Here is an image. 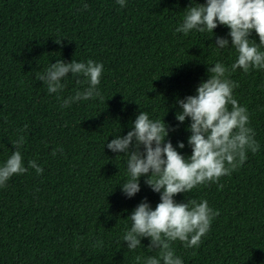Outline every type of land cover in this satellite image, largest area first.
Listing matches in <instances>:
<instances>
[{
  "label": "trees",
  "instance_id": "trees-1",
  "mask_svg": "<svg viewBox=\"0 0 264 264\" xmlns=\"http://www.w3.org/2000/svg\"><path fill=\"white\" fill-rule=\"evenodd\" d=\"M190 3L126 0L121 8L117 0H0V165L23 136L24 166L34 160L43 168L41 175L28 168L0 187V264H137V256L143 264L158 255L149 239L130 251L122 237L133 209L144 198L154 209L160 194L141 177L139 193L127 198L121 185L129 178L128 156L107 143L126 135L143 111L175 128L168 139L174 147L183 142L177 151L191 155L190 120L175 119L177 101L196 94L208 67L230 66L238 53L214 43L216 36L230 41L226 26L175 32ZM250 38L258 42L254 31ZM89 59L104 65L95 99L61 107L88 87L85 78L68 74L63 91L53 94L36 78L57 60ZM229 78L239 85L233 96L248 109L260 148L230 176L174 197L207 200L219 212L198 248L172 244L183 264H264V69H237Z\"/></svg>",
  "mask_w": 264,
  "mask_h": 264
},
{
  "label": "clouds",
  "instance_id": "clouds-1",
  "mask_svg": "<svg viewBox=\"0 0 264 264\" xmlns=\"http://www.w3.org/2000/svg\"><path fill=\"white\" fill-rule=\"evenodd\" d=\"M117 3L121 8L126 6V0H117ZM84 8L87 9L86 4ZM185 9L183 22L175 32L185 36L193 30L214 33L218 26H226L230 41L216 36L214 43L218 49L235 48L238 57L230 66L216 62L208 67V78L200 82L196 94L177 101L181 111L176 113L175 119L180 124L190 120L187 128L190 156L177 151V147H185L183 142L174 147L168 139L169 132L175 128L164 120L150 119L143 111L139 112L126 135H117L107 143L112 152L128 156L129 178L121 185L127 198L139 193L141 177H146L145 184L160 194V202L154 209L147 198L133 209L128 217L131 226L122 237L130 251L140 247L143 238L149 239V250H158V255L148 256L143 264H183L172 244L179 241L185 248H198L219 212L212 209L207 200L177 202L174 197L230 176L246 162L249 151L255 154L260 148L254 129L248 126V109L233 96L239 85L229 76L237 69H242L245 74L251 69H264V51L261 50L264 48V0H205V3L196 4L191 0ZM253 31L258 42L250 38ZM103 70L102 63L91 59L87 62L57 60L43 73H37L36 78L47 86L49 94H53L63 91L65 85L61 81L68 74L82 75L88 87L63 99L61 107L67 108L72 103L100 97L98 85ZM57 99L61 97L58 95ZM23 143V136L11 142L15 150L0 165V187L6 186L13 175L26 173L28 168L35 169L37 175L43 173V168L34 160L28 162V167L24 166L20 151ZM59 151L63 152V148ZM141 259L136 257L137 264H141Z\"/></svg>",
  "mask_w": 264,
  "mask_h": 264
}]
</instances>
